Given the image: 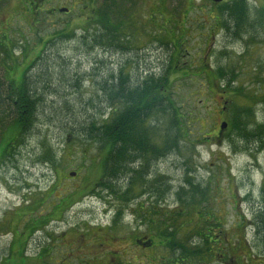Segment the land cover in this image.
<instances>
[{
    "label": "rangeland",
    "instance_id": "obj_1",
    "mask_svg": "<svg viewBox=\"0 0 264 264\" xmlns=\"http://www.w3.org/2000/svg\"><path fill=\"white\" fill-rule=\"evenodd\" d=\"M243 1L247 21H256V11L264 7V0ZM99 2L38 0L40 19L36 23L37 14L26 11L23 0H0V32L4 34L11 28L8 50L10 60L18 62L14 67L15 76L23 69L21 60L30 62L47 40L42 59L48 57L49 62L43 66L47 67L53 89L65 95L68 111L64 109V116L74 115L73 121L78 118L84 121L89 116L103 120L111 107H107L105 100L98 101L105 95L98 83L103 81L102 77L107 79L112 71L116 75L117 62L124 63L125 75L144 76L143 70L160 75L173 54L169 69L174 74L169 73L170 83L163 99L171 96L182 114H191L187 124L190 134L187 137L170 134L168 118L172 109L169 103L165 104L168 115L150 117L159 131L151 135L154 148L145 154V163L150 162L155 167L152 177L156 173L164 177L173 190L183 186L185 179L207 188L205 196L210 198L211 205H202L209 207L219 222L203 216L202 229L222 228L224 237L231 239L244 234L251 242L253 231L249 225L254 224L253 210L264 208V148L255 150L258 143L246 148L243 141L235 140L232 144L230 140L216 138L221 122H227L221 107L228 96L221 95L212 83H207V72L206 77L198 73L205 71L200 66L207 63L214 72L219 67L228 69L225 73L236 74L233 87H241L243 95L232 99L237 106L251 109L250 128L256 130L264 123V25L247 27L239 37H232L221 23L223 18L228 20L225 15L222 18L223 12L219 13L222 6H215L209 0H132L134 7L121 29L124 36L128 35L127 44L131 47L118 49L125 53L124 57L122 52L116 55L111 49V54L104 53L107 60L103 59L102 63L98 60L104 58L100 48L89 50L87 43L81 40L83 35L93 33L83 28L86 29L92 19L89 7ZM59 8H67L69 12L65 14ZM14 15L19 18H13ZM59 29L69 37H54ZM1 52L0 48V56ZM42 59L36 64V71L43 67ZM55 60L57 64L53 63ZM136 63L141 70H135ZM74 77H78L77 81ZM208 81H213L212 75ZM47 98L60 103L65 101L54 94H48ZM64 116L61 115L62 119ZM38 119L37 126L34 124L33 130L17 143L14 156L0 162V264H4L1 259L11 243L15 253L24 244L27 264H163V260L171 257L168 248L159 243L143 249L137 246L136 240L151 236L155 244L156 240L161 242L157 237L164 227L160 220L165 221L172 211L181 208L187 215L177 219L178 225L179 219L184 225L176 237L184 241L193 234L199 203L188 204L189 197L179 202L175 191L158 201L143 189L137 195L126 194V183L122 187V182L113 187V191L96 186L106 151L72 140L79 132L72 135L66 132L58 116L47 113V117L40 115ZM14 133L9 126L3 136L8 140ZM45 140L58 152V161L54 164L37 161L42 151L40 144ZM165 143L167 150L156 152ZM145 166L147 168V164ZM70 172L78 174L71 177ZM144 176L147 179V175L143 174L142 178ZM142 183L143 180L137 182ZM65 195L71 203L69 207L62 205L64 202L58 205L59 196ZM239 214L249 220L240 229L235 224ZM204 215L210 216V211L206 209ZM17 231L21 234H14ZM27 241L29 245L25 246ZM37 254L43 256L42 261L37 259ZM255 258L250 264H264V252ZM205 260L210 262L208 257Z\"/></svg>",
    "mask_w": 264,
    "mask_h": 264
},
{
    "label": "trees",
    "instance_id": "obj_2",
    "mask_svg": "<svg viewBox=\"0 0 264 264\" xmlns=\"http://www.w3.org/2000/svg\"><path fill=\"white\" fill-rule=\"evenodd\" d=\"M23 1L26 6L25 10L32 11V13L35 12L38 17L39 13H37L38 8L36 5L38 0ZM99 1L95 6L89 7V10L92 9L90 14L92 19H89L90 21L87 22V28H83V31H87V33L93 31V33L83 35L81 40L83 43H87L86 46L89 50L100 48L104 58L98 60L104 63L103 59L107 60L104 53L111 54V49H113L116 51V55H118L121 52L123 53V51L120 52L118 49L131 47L127 44L129 41L126 36L128 35L124 36V32L121 29L122 23L134 7V3L132 0ZM218 6H222L219 10V13L223 12L222 18L223 15L228 18V20L222 19V26L227 31H230L229 35L231 34L232 37H239L240 32H244L247 27L259 24L264 25V7L256 11L258 14L256 15L257 20L249 22L246 19L247 7L243 0H230ZM14 17L19 18L16 15ZM39 19L38 17L36 23L39 22ZM10 31L11 28L9 27V30L6 29V33L4 32L5 35L0 32V48L2 51L0 56V162L14 156L17 143L22 141L23 137L33 130L34 124L37 126V123L40 122L38 119L40 115L47 117V113H50L52 117L58 116L60 119L59 123L68 130L66 132L69 134L72 135L73 132H79H77L79 136H73L72 140H81L84 144L90 146L96 145L99 150L106 151L105 157L100 162L102 174L95 184L96 186L100 185V187L113 191V187L118 186L122 182V187H124L123 183H126V194L134 193V195H137L143 189V192H148L150 196L156 197L158 201L166 197L167 194H170L171 191H175L179 202L183 203L184 199H188L189 197L188 204L194 205L195 203H199V207L195 211L197 222L194 224L193 234H189L184 241L176 237V233L184 225L181 219L178 220L181 222L178 225L176 223L177 219L187 215L183 208L175 210V213L172 211V215L169 218L165 217V221L160 220L161 226L163 227L164 225V227L157 237L162 240L161 242L156 240V244L153 241L150 248L160 243L161 247H166L171 251V257L163 260L167 262H163V264H250V262L253 263L257 259L255 257L260 256V252H264V208L259 207L253 210L254 224L250 222L251 224L249 225L252 226L251 229L253 231L251 242L248 241L244 234H241L240 237L234 235L230 239L227 236L224 237L225 232L222 228L217 231H213L214 227L212 226L206 229L203 228L204 230L202 229L201 223L203 222L200 219L203 216L212 222H219L217 216H213V211L211 212L209 207L202 205H211L210 198L205 196V192L207 191L205 186L194 182L192 179H185L183 186L178 190H173L170 184H166L164 177L157 175V173L152 177L151 171L155 168L148 171L145 167L135 166V163L144 161L147 152L153 151L154 147L151 135H157L159 130H157L156 125L150 122V117L152 114L153 118H157L159 115H168V108L165 104L169 103L170 109H172L168 118L171 125L170 134L175 137H187L190 134L187 124L190 121L191 114L188 111V113L182 114L171 96H168L166 100L163 99L166 86L170 83L169 73L170 75L174 74L172 69H169L174 60L173 54H171V58L169 59L168 67L160 75H155L147 70H143L144 76L141 74L137 76L135 73H133L134 75H125L122 68L124 63L120 64L117 62L119 66L116 75L112 71L107 79L102 77L103 81L98 83L99 88L105 93L104 96L98 98V101L102 100L103 102L105 100L107 107H111L108 116L103 120H94L92 116H89L84 121H79V118L73 121L74 115L70 116V118L69 116H64V109L67 110L68 104L64 99L65 95L53 89V81L48 76L47 67L44 68L49 62L48 57L42 59L43 48L46 47L48 41L46 40L42 44L30 62L21 60V63L24 64L22 66L23 69L18 76H15L14 67L18 62L10 60L11 53L8 50V46L11 43ZM130 31L132 30L129 27ZM55 34L54 37L56 38L64 37V35L65 38L69 37L61 29L56 30ZM5 36L7 37L6 39L4 38ZM124 54H121L122 57H124ZM40 59H42V66H44L40 71H36L35 67ZM60 60L63 59L60 58ZM120 61L122 62L121 59ZM53 63L57 64V60ZM200 67L205 71H201L198 74H204L205 76L207 72V83H212L221 95L228 96V98H224L222 101L221 107L222 113L226 116L227 126L224 130H221L219 126L216 138L218 140H230L229 142L232 144L235 140L243 141L246 148L248 145L258 143V147L255 150L264 148L262 147L264 145V123L260 124L258 128L256 127V130H252L253 128H250L252 124L249 123V117L252 116V112H249L250 108L237 106L235 100L232 99L243 95L241 87H233L236 74L225 73L228 69L224 70L219 67L214 72L208 68L207 63H203ZM172 68L175 67L173 66ZM139 69L141 70V66L136 63L135 70L138 71ZM76 70H79V68H76ZM198 74L196 72V75ZM211 75L213 81L209 82L208 79ZM78 77H74V80L77 81L76 78ZM48 94H54L55 97L57 96L62 101H65L60 103L57 99L55 101L49 100L47 98ZM60 114L64 116V119H62ZM9 126L15 130V133L11 138L6 140L3 133ZM80 137H83V140ZM166 142L168 143V141ZM171 142L174 143L175 140L172 141L171 138ZM167 143H165L166 145L159 146L156 152L166 151L168 147ZM40 145H42V151L37 161L45 163L49 161L51 164L56 163L58 161V152L53 150L52 145L47 140L43 141ZM74 173L75 175L71 177L77 176L78 172ZM143 174L147 175V179H145V176L142 178ZM148 177H152L153 179L149 180ZM137 179L143 180L144 183L137 184ZM152 184L153 187L151 186ZM262 192L264 194V188H262ZM67 198L68 195L64 197L59 196L58 205L61 206L64 202L65 204L62 205L69 207L71 203ZM206 209L210 211V216L204 215ZM146 218L145 216L144 219ZM248 221L244 215L239 214L237 223H235L236 227L243 228ZM212 225H215V223H212ZM16 233L21 234L18 231L14 234ZM194 237H196V240H194ZM195 241L196 243H194ZM200 241L203 243L201 244ZM207 257L210 259V262L205 260Z\"/></svg>",
    "mask_w": 264,
    "mask_h": 264
},
{
    "label": "flooded vegetation",
    "instance_id": "obj_3",
    "mask_svg": "<svg viewBox=\"0 0 264 264\" xmlns=\"http://www.w3.org/2000/svg\"><path fill=\"white\" fill-rule=\"evenodd\" d=\"M229 1L230 0H223L220 3H214V2H211V1L210 2L212 4H215V6H218V5H221V4H225V3L229 2ZM145 164H147L148 171H150L153 168H155L153 165H151L150 162L145 163V160L143 162L138 163V166L141 167V168H144V167H146ZM26 238H27V236H26ZM153 241H154V238L153 237L151 239H149V240H146V239L145 240H141V238H139L138 240H136V244H137L138 247H142V248L145 249V248H150V246L153 244ZM27 245H29V241H27V243H25V246H27ZM8 246H9L10 252H9V250H7V253L1 259V261H3L4 264H27L26 261H25L26 256H25V252H24V250H25L26 247L23 248L24 247V244L20 248V250L17 251L16 253L14 252V249L12 248L13 247V243L9 244ZM37 259L40 260V261H42L43 256H40V255L37 254ZM18 260H20V261H18ZM48 264H51V263H48ZM84 264H90V263H84ZM101 264H105V263L102 262Z\"/></svg>",
    "mask_w": 264,
    "mask_h": 264
},
{
    "label": "water",
    "instance_id": "obj_4",
    "mask_svg": "<svg viewBox=\"0 0 264 264\" xmlns=\"http://www.w3.org/2000/svg\"><path fill=\"white\" fill-rule=\"evenodd\" d=\"M210 1H212V2H214V3H220V2H222L223 0H210ZM59 11H60V12H66L67 9H66V8H60ZM225 103H226V102H225ZM226 126H227V123H226L225 121H223V122H221V124H220V129H221V130H224V129L226 128ZM69 175H70V176H74L75 173H74V172H70Z\"/></svg>",
    "mask_w": 264,
    "mask_h": 264
}]
</instances>
